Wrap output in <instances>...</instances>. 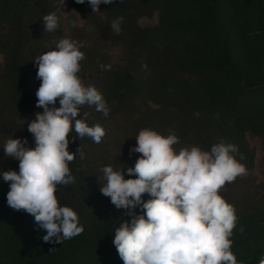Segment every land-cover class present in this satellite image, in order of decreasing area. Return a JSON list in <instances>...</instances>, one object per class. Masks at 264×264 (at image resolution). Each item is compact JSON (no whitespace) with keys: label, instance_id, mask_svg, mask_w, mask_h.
<instances>
[{"label":"trees","instance_id":"16d2710c","mask_svg":"<svg viewBox=\"0 0 264 264\" xmlns=\"http://www.w3.org/2000/svg\"><path fill=\"white\" fill-rule=\"evenodd\" d=\"M0 0V172H19V160L4 152L10 138L26 139L38 108L35 58L68 38L83 46L79 76L94 86L109 109L81 106L89 126L100 124V143L69 134V151L80 147L69 163L75 182L58 185L60 206L75 210L83 232L69 240L44 242L46 231L34 217L7 204L10 182L0 175V264H123L113 243L115 228L131 221L100 189L101 169L134 167L141 154L140 130L164 136L174 133L181 148L210 150L223 140L237 146L233 155L247 174L226 184L221 195L235 206L237 226L231 237L238 262L258 264L264 255V180L257 174V137L264 151V0H113L93 12L87 0ZM55 13L58 28L44 30L42 17ZM122 16L121 32L111 21ZM156 18L154 25L141 19ZM103 66V67H102ZM60 107L59 99L55 105ZM22 120H25V124ZM101 181H99V180ZM151 197L144 194L143 200ZM133 215H144L140 206ZM244 232H240V228Z\"/></svg>","mask_w":264,"mask_h":264},{"label":"clouds","instance_id":"9594fccd","mask_svg":"<svg viewBox=\"0 0 264 264\" xmlns=\"http://www.w3.org/2000/svg\"><path fill=\"white\" fill-rule=\"evenodd\" d=\"M85 3L86 0H77ZM93 12L101 3L113 0H87ZM123 17L111 21L112 33L119 35ZM44 30L55 31L58 17L55 13L42 17ZM82 44L68 38L55 42V48L35 58L37 79L41 81L36 92L35 118L28 122L27 130L33 135L35 148L10 138L4 145L7 156L19 160V172H0L10 182L7 204L13 210L30 214L36 225L46 231L44 242L56 243L72 239L83 232L79 217L69 206H60L56 195L58 185L75 182L69 163L78 154L79 147L69 151V134L73 127L77 137H91L100 143L105 129L100 124L89 126L88 113L77 119L81 106L95 105L105 117L109 109L102 94L91 85H85L79 76L80 62L85 58ZM103 67V66H102ZM59 99L60 107L55 105ZM25 124V120H22ZM136 146L130 151L141 154L134 167L127 168L125 179L122 168L109 165L101 169L103 184L100 191L110 197L116 209H124L131 221L121 220L115 228L113 243L123 264H243L233 254V230L238 217L235 206L221 191L226 184L247 174L246 167L233 155L236 145L221 140L202 150L199 146L181 148L174 145L179 138L167 136L151 129L140 130ZM144 194L151 198L143 200ZM140 206L144 215L135 216ZM240 232L244 229L241 227ZM264 264V255L258 261Z\"/></svg>","mask_w":264,"mask_h":264},{"label":"rangeland","instance_id":"374dc122","mask_svg":"<svg viewBox=\"0 0 264 264\" xmlns=\"http://www.w3.org/2000/svg\"><path fill=\"white\" fill-rule=\"evenodd\" d=\"M68 7L66 0L63 1V9L66 10ZM157 22L156 18H143L141 19V24L143 25H154ZM248 140L252 147L256 149L257 154V174L264 180V151L261 146V142L257 137H252L249 135Z\"/></svg>","mask_w":264,"mask_h":264}]
</instances>
